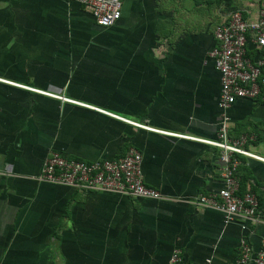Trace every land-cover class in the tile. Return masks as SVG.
I'll return each instance as SVG.
<instances>
[{
  "label": "crops",
  "instance_id": "1",
  "mask_svg": "<svg viewBox=\"0 0 264 264\" xmlns=\"http://www.w3.org/2000/svg\"><path fill=\"white\" fill-rule=\"evenodd\" d=\"M101 28L80 0H0V264H237L264 238V162L245 156L237 177L260 201L259 221L199 207L222 188L221 150L170 136L216 140L219 74L209 52L232 13L255 19L262 0H121ZM23 85L62 97L56 99ZM115 117L154 130L133 126ZM230 140L264 158V104L237 100ZM142 156L160 199L39 183L53 150L90 162Z\"/></svg>",
  "mask_w": 264,
  "mask_h": 264
},
{
  "label": "built area",
  "instance_id": "2",
  "mask_svg": "<svg viewBox=\"0 0 264 264\" xmlns=\"http://www.w3.org/2000/svg\"><path fill=\"white\" fill-rule=\"evenodd\" d=\"M80 2L90 10L94 21L101 28L114 26L121 17V0H80ZM213 35L217 44L208 56L219 74L218 107L222 112L217 138L205 140L180 134H166L201 142L221 150L222 188L216 193L199 196L195 204L220 212L225 225L235 223L237 219L255 223L259 221L258 200L251 192L239 193L240 181L237 177L239 160L235 156H245L262 162L264 158L245 149V137L237 140L229 139V118L226 111L237 100H259L264 104V0L255 19H244L239 12L234 11L225 22L215 27ZM0 82L12 84L1 79ZM13 86L64 100L49 92L23 85ZM65 101L115 117L89 105L66 99ZM115 118L138 128L154 130L127 119ZM141 163L142 156L135 149H129L122 157L90 162L70 159L59 152L51 151L44 159L40 173L32 179L81 193L103 192L131 198L160 199L161 195L156 189L145 185ZM169 264H182L178 249L172 251ZM237 264H264V238L261 239L260 249L255 254L250 253L246 240H242Z\"/></svg>",
  "mask_w": 264,
  "mask_h": 264
},
{
  "label": "trees",
  "instance_id": "3",
  "mask_svg": "<svg viewBox=\"0 0 264 264\" xmlns=\"http://www.w3.org/2000/svg\"><path fill=\"white\" fill-rule=\"evenodd\" d=\"M218 1H221L223 4H225V5H230V3H231V0H218ZM232 10V12H234L235 10L234 9H231ZM18 88V87H17ZM53 151H56V152H59V151H57V150H53ZM59 153H61L62 155H64V156H66L64 153H62V152H59ZM67 157V156H66ZM67 158H70V159H75V158H71V157H67ZM75 160H79V159H75ZM79 161H82V160H79ZM65 189H69V190H72V189H70V188H67V187H64ZM72 191H74V190H72ZM245 192H248V191H242V189H241V183H240V188H239V193L240 194H242V193H245ZM257 200H258V204H259V207H260V201H259V199L257 198Z\"/></svg>",
  "mask_w": 264,
  "mask_h": 264
}]
</instances>
